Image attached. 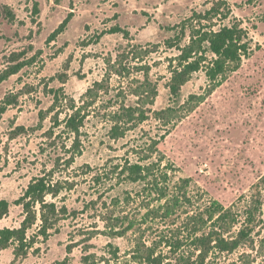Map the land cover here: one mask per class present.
I'll use <instances>...</instances> for the list:
<instances>
[{
    "label": "rangeland",
    "instance_id": "obj_1",
    "mask_svg": "<svg viewBox=\"0 0 264 264\" xmlns=\"http://www.w3.org/2000/svg\"><path fill=\"white\" fill-rule=\"evenodd\" d=\"M212 8L219 14L209 16ZM67 19L63 33L49 41ZM234 24L246 31L250 48L240 67L219 78L217 87L204 67L173 99L168 84L178 51L167 41L183 30V46L193 30ZM116 26L127 34L110 33ZM14 53H25L30 64L0 84V108L8 95L18 97L0 117V200L11 203L0 229L20 227L24 213L15 202L38 177L61 183L60 196L47 200L67 214L26 257L16 258L13 247L0 249V264H145L135 254L138 242L149 246L173 232L186 240L187 231L177 230L184 212L199 213L214 202L234 212L229 238L250 224V209L255 216L249 243L233 253L214 252L206 264H264V0H0V75ZM117 65L125 77L110 75L108 87L86 108L77 154L63 125L54 135L50 130L71 114L70 99L82 106L88 89ZM145 74L156 96L144 86ZM56 90L67 99L52 111ZM136 91L145 96L136 97ZM121 106H136L147 119L113 140L111 116ZM19 127L26 133L15 136ZM150 150H157L152 161L163 160L158 180L169 197L188 199L180 197L181 218L147 221L148 207L168 199L150 200L140 185L112 175L125 159L144 160ZM109 212L137 222L117 236L105 221ZM160 251L168 254L165 264H174L168 249Z\"/></svg>",
    "mask_w": 264,
    "mask_h": 264
},
{
    "label": "trees",
    "instance_id": "obj_2",
    "mask_svg": "<svg viewBox=\"0 0 264 264\" xmlns=\"http://www.w3.org/2000/svg\"><path fill=\"white\" fill-rule=\"evenodd\" d=\"M3 13L9 17V20H14L15 16L7 6H3ZM34 13H38L37 4L34 6ZM215 14H219L218 8H212L208 12L209 16ZM68 22L69 19L65 20L51 34L49 41H54L63 33ZM122 32L123 30L116 26L110 33ZM123 33L127 34L126 32ZM187 33L182 30L181 37L167 41L171 49L175 48L178 51L177 56L171 60V78L168 84L173 99L180 97L182 88L189 82L192 75L201 71L204 67H206L207 79L217 87L220 84L219 78L224 77L228 71H236L240 67L242 58L247 56L250 49L247 42V33L239 24L225 26L218 31H206L205 28L193 30L189 35V43L181 46L182 42L187 38ZM207 54L212 56L210 61ZM25 55V53L11 54L7 69L0 75V84L17 75L30 64V62L23 60ZM206 63H208L207 66ZM120 67L121 65H119ZM119 68L118 65L117 68L113 66L112 69L114 70L109 73L107 78H104L101 82H96L92 88L88 89L83 98L82 106H77L76 102L70 99L71 114L61 124L56 122L57 126L50 130L49 134L54 135V129L63 125V131L74 137L73 146L77 149V154L80 153L82 148L81 130L89 115L86 114V108L92 107L98 100L100 93L104 92V89L108 87L105 82H109L110 75L115 73L119 77H125L124 71L122 68ZM145 75L144 82L146 83L144 86L149 87L150 90L153 88L152 93L156 96L157 88L149 84V76L148 74ZM66 81L67 76L62 78V84H66ZM135 96L138 98L144 97L145 93L136 91ZM53 99L52 111L55 110L61 101L63 102L67 98H61L60 90H56L53 92ZM17 103L18 97L16 95H8L0 108V117L9 106L16 105ZM86 103H88L87 106L85 105ZM156 115L162 116L163 114L162 112H158ZM111 118L113 123L111 139L113 140L122 138L126 132L134 129L139 123H143L147 119L143 116L142 110L136 106H121L112 114ZM25 133L26 129L19 127L16 130L15 136ZM156 153L157 150H150L149 154L144 152L146 158L136 162L125 159L124 163L115 166V171L112 172V175H118L120 179L131 184L140 185L150 200L154 197L158 198L153 201L158 202L168 199L159 207L152 209L148 207V212L144 216L147 221L153 218H161L165 221H171L175 217L181 218L180 208L183 202L180 197L186 198V196H182L181 194L169 197L167 188L160 185L157 172L160 170L163 160L160 158L159 160L152 161V155ZM87 168L89 170V167ZM63 189L64 187L61 183H53L51 179L46 177H38L30 182L22 196L15 202V205L22 207L24 220L19 228L0 229V249L5 250L13 247L15 257L22 258L28 255V252L39 238L47 241L51 235V231L57 226L63 216L67 214L65 207H59L55 202H49L47 199L48 197L57 199ZM10 208L11 203L9 201L5 199L0 200V221L9 215ZM247 214L250 224L242 228L236 237L229 238L227 236L229 234V224L234 219V212L231 209L225 210L219 203L214 202L210 208H206L202 212L192 213L191 215L189 212H184L185 218L182 219L180 226H177V230L183 228L187 231L188 236L186 240H183L175 232L169 235L162 234L159 240L153 241L149 246L142 241L138 242L135 254L145 264H165L168 254H163L160 251V248L164 247L169 250L170 257L173 256L174 264H206L207 259L212 253H233L241 245H245L251 241L252 229L250 225L254 221V210L250 209ZM105 221L111 224V232L117 236L128 233L134 228L135 222H137H133L125 216H118L114 212H109L105 216ZM126 222H128V225L125 227L123 225ZM35 226H37L35 234L29 237L28 232ZM121 227H123L122 231L116 232V229ZM142 247H144L143 250Z\"/></svg>",
    "mask_w": 264,
    "mask_h": 264
}]
</instances>
